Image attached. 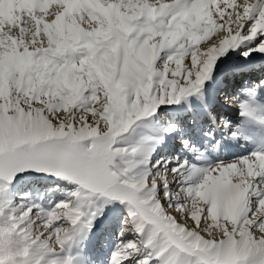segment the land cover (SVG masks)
<instances>
[{
	"label": "snow or ice",
	"instance_id": "1",
	"mask_svg": "<svg viewBox=\"0 0 264 264\" xmlns=\"http://www.w3.org/2000/svg\"><path fill=\"white\" fill-rule=\"evenodd\" d=\"M245 44V60L264 55V0H0V197L24 173L78 186L35 214L0 200V264H72L58 254L91 230L94 194L126 203L120 235L141 237L121 241L110 264L142 249L137 264H264V152L137 172L155 137L128 143ZM238 106L264 123L249 101Z\"/></svg>",
	"mask_w": 264,
	"mask_h": 264
},
{
	"label": "rangeland",
	"instance_id": "2",
	"mask_svg": "<svg viewBox=\"0 0 264 264\" xmlns=\"http://www.w3.org/2000/svg\"><path fill=\"white\" fill-rule=\"evenodd\" d=\"M247 47V44L242 45L241 48L230 50L220 57L212 73V78L205 82L201 93L189 96L181 100L179 104H162L154 115L138 122V127L128 143L138 142L144 137H155V139L147 141L154 151L151 153L150 159L139 166L137 172L152 168V172L155 173L165 167L171 170L177 163L185 160L196 167H208L221 161H235L256 151L264 152V123L253 117L242 115L239 106L238 110L233 109L231 114H227L222 106L231 104L234 97L232 95L222 98L223 91H227V89L232 94H237L236 105L247 100L259 108V104L264 101V84H260V81L264 80V55L252 53V57L245 60L240 52ZM241 67L244 69H239ZM237 69L240 70L239 73H235ZM254 69H258V74L254 73ZM238 77H241V80L236 84ZM257 77L261 79L258 80ZM245 79L247 82L250 81V85L247 87L243 82ZM216 80L220 83L219 88H217V83L215 84ZM258 86H261L263 91L256 90ZM219 93L220 98H218ZM214 98H218V100L213 104ZM205 105L207 111L211 112L209 116L198 114L199 110L205 109ZM170 111L173 112L176 119H171ZM214 113L219 114L215 121L212 118L216 116V114L213 115ZM167 114L168 116L165 117ZM221 116L228 120L229 127L222 126ZM200 117H204V120L201 125L197 126ZM168 124L176 125L173 136L165 131ZM206 129L208 136L204 135ZM163 141L168 142L163 144ZM170 141L172 142L169 143ZM182 141H186L187 146ZM162 146H165L164 150H162ZM158 155H160L158 160L160 167L153 168L157 162L152 167H148ZM77 188L76 184L54 175L41 178V174L38 173H24L20 178L11 182L6 194L0 197V200L11 199L16 205H22L25 208L32 207V212L35 214L46 212L61 201L72 200L71 194ZM106 200L107 198L99 194L88 198L85 202L84 220H87L92 212L97 213L92 228L91 230L85 228L82 232L77 233L74 239L66 244L63 253L58 254L60 259L70 256L72 264H110L112 254L117 250L121 241H139L141 239L134 232H128L121 237V229L128 217L127 204L120 201L106 203ZM41 222L42 218L37 220V226ZM98 239L100 240L96 248ZM145 254V250L142 249L139 254L125 260L123 264H137V261L141 260ZM151 264H159V262L153 259Z\"/></svg>",
	"mask_w": 264,
	"mask_h": 264
},
{
	"label": "bare ground",
	"instance_id": "3",
	"mask_svg": "<svg viewBox=\"0 0 264 264\" xmlns=\"http://www.w3.org/2000/svg\"><path fill=\"white\" fill-rule=\"evenodd\" d=\"M239 69L242 70V69H244V68L241 67V68H239ZM239 69H237L235 73H239V71H240ZM258 72H259L258 69H254V73H255V74H258ZM235 73H234V74H235ZM243 74H246V73H243ZM232 77H233V75L231 76V78H232ZM216 79H217V78H216ZM239 80H241V77H238V79L236 80L235 83L237 84V83L239 82ZM216 81H217V82H215V84L217 83V88H219L218 86H219L220 83H219L218 80H216ZM232 82H233V81H232ZM232 82H231V83H232ZM243 82L246 83V87L250 85V84H249L250 81L247 82L246 79H245V81H243ZM243 82H240V83H243ZM235 83H234V84H235ZM215 84H213V86H214ZM215 86H216V85H215ZM226 87H227V86H226ZM256 90L263 91L261 86H258ZM243 91H244V90H243ZM223 93H225V95H224L222 98H226V96H232V95L234 96V97L232 98V100H231V101H232L231 104H225V105L223 104V105H222L223 108H225V112H226L227 114H231L230 112H231L233 109H235V111H237V110H238V105H236V102H237V100H238V99H236L237 94H236V93H235V95L232 94L230 91H228V89H227V91L224 90ZM218 98H220V93H219V95H218ZM218 98H217V99H215V98L213 99V101H214L213 104L218 100ZM206 100H207V99H206ZM209 101H210V100H209ZM220 103H221V102H220ZM208 104H209V102H208ZM208 104L206 103V105H208ZM206 105H205V109H201V110L198 111V114L202 113V114H200L201 116H202V115H205V116H206V115H207V116L211 115V112H210V111H209V112L207 111V106H206ZM211 105H212V104H211ZM212 107H213V106H212ZM221 108H222V107H221ZM259 110H260V112L264 113V101H262L261 104H259ZM206 112H207V113H206ZM215 114H216V113H214L213 115H215ZM200 115H199V116H200ZM167 116H168V114L165 115V117H167ZM169 116H171V119H172V118H175V119H176V116L173 114L172 111L169 112ZM218 116H219V114H216L215 117L213 116V117H212L213 120L215 121L216 118H217ZM203 120H204V117H203V118L200 117L197 126L201 125V123H202ZM220 120H221V124H223V122H225V121L228 122V120H226L223 116H221ZM218 123H219V122L217 121V124H218ZM217 124H216V125H217ZM217 126H218V125H217ZM174 133H175V132H171V133H169V134H171V135L173 136ZM204 135H207V129H206ZM208 135H209V134H208ZM208 135H207V136H208ZM175 136H176V135H175ZM184 139H186V138H184ZM172 141H173V140H172ZM172 141H170L169 143H171ZM166 142H168V141H163V144H165ZM161 148H163L162 150H164L165 146H162ZM229 150L231 151V149H229ZM229 150H228V151H229ZM231 153H235V152H231ZM159 156H160V155H158V157L156 158V160H155L154 162H152L148 167H152V165L155 164V162H157V161L159 160ZM218 160H220V159H218ZM151 171H152V168H151ZM99 240H100V239H98V241L96 242V245H95L96 248L98 247ZM95 247H94V248H95Z\"/></svg>",
	"mask_w": 264,
	"mask_h": 264
}]
</instances>
